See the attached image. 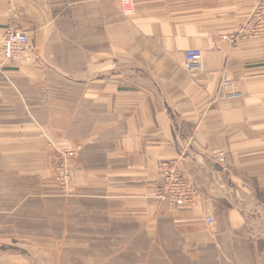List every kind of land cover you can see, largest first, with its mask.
Here are the masks:
<instances>
[{"label":"crops","instance_id":"1","mask_svg":"<svg viewBox=\"0 0 264 264\" xmlns=\"http://www.w3.org/2000/svg\"><path fill=\"white\" fill-rule=\"evenodd\" d=\"M131 2L124 13L121 0H0V36L15 24L30 42L21 62L0 54V264H62L61 234L44 229L45 201L60 203L62 191L78 224L80 206L86 220L101 213L102 229L141 230L148 216L154 262L264 264V40L224 38L252 0ZM187 48L201 49L200 70L185 68ZM224 78L240 98L217 95ZM35 94L47 112L30 111ZM66 146L76 152L69 190L51 168ZM165 160L197 187L192 203L169 208L155 196ZM107 234L91 243L142 240ZM115 255L127 257L104 261Z\"/></svg>","mask_w":264,"mask_h":264},{"label":"built area","instance_id":"2","mask_svg":"<svg viewBox=\"0 0 264 264\" xmlns=\"http://www.w3.org/2000/svg\"><path fill=\"white\" fill-rule=\"evenodd\" d=\"M124 13H132L131 0H121ZM229 43L237 39L264 40V0H252V8L245 22L239 28L224 37ZM30 49L28 33L16 26H9L0 36V54L5 60L20 61L26 57ZM201 49L187 48L184 52V65L190 72L202 68ZM220 98L231 100L240 98L242 92L228 78L222 79L217 86ZM75 149L58 151L54 164V181L63 189L69 190L72 179V160ZM212 158L223 168L228 169L230 162L223 152H213ZM158 179L155 185V196L167 207L174 208L192 203L198 196L197 187L183 174L177 160L160 161L157 165ZM207 224L213 223V216H205Z\"/></svg>","mask_w":264,"mask_h":264},{"label":"rangeland","instance_id":"3","mask_svg":"<svg viewBox=\"0 0 264 264\" xmlns=\"http://www.w3.org/2000/svg\"><path fill=\"white\" fill-rule=\"evenodd\" d=\"M13 26H16L19 29H22L20 26L12 24ZM10 25V26H12ZM21 62V61H17ZM20 90V86L17 87ZM16 93V92H15ZM39 95L35 94L31 96V100L29 103L30 111L32 112H47V102L43 101H37L35 99L38 98ZM41 97V96H40ZM17 110L21 112V103L18 104ZM4 109H0V112H3ZM71 147H59L58 149H55L53 157H52V172H54V164L56 161V154L58 151L65 150ZM75 158V157H74ZM74 159L72 160L73 163ZM71 163V164H72ZM72 168V166H71ZM56 183V182H55ZM60 200H58L60 203L57 202L56 198H50L49 201H45L46 207L51 210L52 212L47 211V215L51 218L50 222H46V229L47 233H52L55 235H60L62 238V245L59 247L62 252L63 261L62 264H69V257L70 254H75L78 256V264H138L139 262L135 260V257H132L137 252H140L142 256H145L144 259H142V264H166L165 261H157L154 262L151 260V256H155V250L154 246H150L149 242L147 241L150 237V230L143 228V221L148 220V216H145V214L142 215V226L141 230L138 229V222L136 221L133 223V225H130V227L134 226L136 228H125L124 225H121L124 221H120L119 225L115 228L110 229H102L99 226H96L97 222L101 223V220H103V217L101 213L98 214V217L93 218L92 221L86 220V207L80 206V209L78 211H81V214L79 215L80 223H76L75 215L76 211H74V214H71V203L69 200L67 201L69 194L65 195V192L62 191L60 194ZM59 198V197H58ZM167 206V205H166ZM75 210V209H74ZM55 212V216L53 213ZM72 215H74L72 217ZM53 216L54 220L53 221ZM60 216V219H59ZM74 218V222H73ZM162 220H166L165 218H162ZM59 221H60V228H59ZM102 225V224H101ZM128 227V225H126ZM43 229V230H44ZM166 231V230H162ZM110 234L109 237H119L122 240H129L133 237H141L142 240L138 243L139 245H124V244H109V245H101L99 244H92L91 240L96 236H103V233L105 236H108V233ZM160 236V234H159ZM78 243V244H75ZM152 250V251H151ZM114 252H118L123 256L127 257H118L110 261H104L106 257L103 256V254H112ZM117 254V253H116ZM87 256H90L87 258ZM97 256V257H95ZM114 257V256H113ZM146 259V260H145ZM49 264H57L54 259L50 260L48 262ZM173 264L175 262H170V264Z\"/></svg>","mask_w":264,"mask_h":264}]
</instances>
